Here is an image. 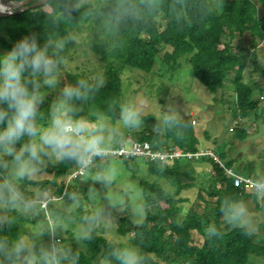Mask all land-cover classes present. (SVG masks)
<instances>
[{
	"label": "trees",
	"instance_id": "1",
	"mask_svg": "<svg viewBox=\"0 0 264 264\" xmlns=\"http://www.w3.org/2000/svg\"><path fill=\"white\" fill-rule=\"evenodd\" d=\"M258 1L96 0L83 3L68 15L65 11L68 0H48L37 8L2 17L8 32L6 36L0 34V51L10 49L17 40L33 33L41 46L49 39L67 38L59 54L58 89L56 93L47 92L40 112L49 111L47 106L57 100L64 85L75 84L81 79L90 82L103 79V86L87 99L72 103L76 106L78 117L88 120L108 118L112 123L120 117V99L124 88L122 74L125 70L149 73L157 63L161 64L157 72L159 76H166L169 69L178 67L179 58L186 54L194 77L210 91H220L226 83L232 82L235 96L233 115L239 119L234 122L236 124L231 132L244 140L247 137L244 121L249 117H264V105L254 96L257 90L259 94L264 91V80L258 81L252 76L258 71L264 77V65H257V48L261 42L264 43V0ZM73 31L93 32L87 49L99 57L97 68L85 62L70 70L65 68L63 61ZM237 36L239 43L234 44ZM166 46L172 47L173 51H167L161 59L159 52ZM78 67L85 72L76 70L73 73ZM40 118L38 116V123ZM159 118L152 113L143 114L141 127L132 129V139L149 143L153 152L179 151L181 155L172 160L165 159L167 161L154 156L127 157V165L131 166L133 158H141L147 165L146 176H138L143 193L144 218L140 222L129 219L127 227L121 230L129 235V243L108 238L103 233L105 228H98L97 223H92L89 238L81 239L85 249L71 248L76 257L75 264H118L112 252L126 247L139 251L142 264H260L264 258V234L259 236V242H255V234L247 227H230L222 208L232 202L242 205L246 198L251 197L255 204L253 208L245 206L246 212L263 209L264 192L249 190L244 179L252 178L257 182L264 181V178L251 176L249 171L241 168L234 169L233 160L225 156V148L220 151L215 147L201 146L195 132L197 122L193 117L181 116L179 126L166 130H157ZM117 135L114 134L112 140L119 142L124 139ZM202 148L215 152L217 157L197 154L193 161L205 170L202 171L204 179L197 190V199L192 201L181 195L194 185L185 180L194 179V176L185 172L186 159L183 158L186 155L183 154H195ZM94 161L100 168L108 163L101 162L99 158ZM73 165L74 162L65 161L43 167L53 173V178L25 179L19 183L20 191L31 200L35 199L32 189L35 187L42 190L49 188L54 194H59L56 195L59 199L55 201H60L61 195L64 199L71 193L79 195V185L76 186L78 191L73 188L63 194V186L59 183L60 177ZM228 168L232 169L231 174L227 172ZM134 170L137 173L138 167ZM236 178L241 181L236 183ZM165 181L169 182V186ZM78 201L80 206L70 213L61 210L55 202L52 211L87 223L90 210L84 211L82 200ZM188 202L192 205L185 206ZM8 212L10 222L0 226V241L11 243L25 238L29 222L35 227L39 225L37 219L47 222L43 211L33 220L19 210ZM212 225L217 229L216 236L205 233V229ZM47 229L42 236L36 237L40 247L49 238L51 240ZM37 257V263L41 264L39 255ZM0 263L9 264V261L0 255Z\"/></svg>",
	"mask_w": 264,
	"mask_h": 264
},
{
	"label": "rangeland",
	"instance_id": "2",
	"mask_svg": "<svg viewBox=\"0 0 264 264\" xmlns=\"http://www.w3.org/2000/svg\"><path fill=\"white\" fill-rule=\"evenodd\" d=\"M93 1L96 0H83V3ZM254 1L256 2V0ZM38 2H40V0H0V4L3 6V8L0 9L1 12H3V15H0V34L6 36L8 32L6 21L2 18L3 16L17 14L22 11L25 12L31 8H37L43 3L40 2L39 4ZM12 4L22 5L16 6L15 8L8 6ZM4 5L7 6L4 8ZM87 28L89 31L90 25H88ZM92 37L93 32L73 31L71 33L70 45L66 49V57L63 61L67 70L74 68L75 65L81 66L83 62L88 65L94 64L93 67H98V62H100L99 57L93 52L90 53L87 49L89 46L88 43ZM238 43L239 36L234 40V44ZM167 51L172 52V47L166 46L162 48L159 52L161 59H163ZM185 55L186 54L179 58L178 67L172 70L169 69L167 72L168 75L166 76H159L157 72L161 64L159 66L157 63L153 71L149 73L140 72L138 70H125L122 74L124 88L120 99L121 105L124 103L142 104L143 114L152 113L158 117H161L162 114L167 113L169 110L179 113L180 117H193L197 122L195 132L201 146L203 145L207 148L215 147L220 151L225 148V156L233 160L234 169L241 168L244 171H249L251 176H261L264 178V117H249L246 120L244 119L245 121L242 120L244 121L243 126L246 128L247 137L244 140L235 137L231 130L236 124H234V122L239 118L233 115L235 96L232 82L226 83L223 87L224 89L222 88L220 91H210L194 77L192 67ZM257 59V65H264V43L262 42L257 48ZM76 70H80L83 73L85 72L81 67H78L73 73H76ZM89 75H91V71ZM252 76L258 81L264 80V77H262L258 71L254 72ZM57 89L58 84L55 88H45L44 94L47 95V92L52 91L56 93ZM262 94H259L258 90L254 92V96L259 98L260 103L264 105V91ZM47 107L50 109V106ZM48 113L49 111L45 112V110L41 113L40 124L47 122ZM104 119L107 121L109 128L114 130L111 134L109 154L103 159L99 158L101 162L107 161V165L100 168L96 166L94 159L88 168H82L74 162L73 167L60 177L59 183L63 186V194L68 192L69 189L76 188V186L79 185V191L76 188L79 193L77 197L79 200H82L81 206L83 210H90L89 215L91 216L99 209L104 210V219L102 222L97 223V227L105 228L103 233L108 238L129 243V235L123 234L121 230L127 227L129 219H131L132 222H140L144 218L143 193L139 186L138 176L140 174L144 177L146 176L147 165L141 158L131 159V166L125 163L128 154H125L123 150L126 147L127 138L132 139V129L124 127L120 117L114 123L108 118ZM114 134L123 136L124 139L122 140L121 138L119 142H115L112 140ZM195 158L194 155L189 158H183L186 159V164L184 165L185 172H190L194 176V179L187 178L185 180L193 182L194 185L186 191H183L181 195L189 197L192 201L195 198L197 199V190L200 188V182L204 179L202 171L205 170L202 165L194 164L193 161ZM52 163L58 162L46 161L44 167H50ZM137 167L138 171L136 173L134 169ZM0 172H2V170H0ZM104 174H110L112 176L110 182H102L96 179L97 176ZM35 178L51 179L53 178V173L43 168V171ZM165 182L166 185L169 186V182ZM83 186H85V188ZM32 189L35 194V199L33 200L37 202V211L35 214L21 212L26 214L30 220H33L40 214V211H43L45 220H47L48 223L52 220L58 225H62L61 227H57L55 237L51 236V240L49 238L48 241L43 242L42 247L47 248L49 245L48 242L55 240L58 242L59 246L64 248L71 249L72 247H76L85 249L81 239H76L75 233L79 230L89 228V224L81 223L75 220V217L71 218L68 215H63L62 212L52 211L54 202L57 207L64 210L66 213H70L73 208L79 207V201L74 204V201L70 198L71 195L75 193H71L70 197L66 199L61 195L62 201H55L52 200L51 197L59 194H54V191L49 190V188L42 190L41 188L39 189V187H35ZM80 189L84 190L80 191ZM69 200H71V202H69ZM41 201H46V207L41 206ZM244 204H242L244 208L245 206H251L253 208L255 203L253 198L249 197L245 199ZM190 205H192L191 202L185 203V206ZM8 214V210L0 208V216H8ZM247 220L248 223L246 227L255 234V242H259V236L264 234V208L257 212L247 213ZM47 222L37 219L36 223L39 224L36 225L37 227H35L32 222H29L28 234L25 239H35L38 244V240L33 232H36L38 226H42L43 229L46 230L47 225L49 226ZM2 225L3 224H0V226ZM31 226L34 227L32 228ZM229 226L233 227L236 225L229 224ZM62 241H64V243ZM37 246V250H39L40 244ZM36 254L37 256L39 255L38 252ZM37 262L38 261H36V263ZM260 264H264V258L261 260Z\"/></svg>",
	"mask_w": 264,
	"mask_h": 264
},
{
	"label": "clouds",
	"instance_id": "3",
	"mask_svg": "<svg viewBox=\"0 0 264 264\" xmlns=\"http://www.w3.org/2000/svg\"><path fill=\"white\" fill-rule=\"evenodd\" d=\"M82 3L83 0H68L66 13L71 15ZM66 43L67 38L57 37L41 46L33 33L17 40L10 49L0 51V208L8 211L36 213L37 202L25 197L19 183L38 176L46 161L75 162L82 168H88L95 158L103 159L109 154L114 130L102 117L96 120L78 117L76 106L72 103L87 99L93 91L103 86V79L92 82L81 79L75 84L64 85L60 96L50 106L47 122L38 123V116H42L40 106L45 99L42 89L55 88L59 83V54ZM142 115V104L121 105L120 119L126 128L141 127ZM159 120L157 130L180 125V115L173 110L162 114ZM96 179L110 182L112 176L104 174ZM254 182V188H247L257 193L264 192V181ZM70 198L74 204L78 203L76 194ZM41 206L46 207L43 201ZM222 211L229 224L241 228L247 226V212L243 205L232 202L225 205ZM104 215V210L99 209L87 217L89 228L77 231L76 239L89 238L91 224L102 222ZM8 222L9 217L0 216V224ZM61 226L50 220L47 231L55 237L57 227ZM205 233L208 236L218 235L214 225L206 228ZM43 234V227L38 226L35 236L39 238ZM37 247L35 239L23 237L11 243L0 241V255L9 264H36ZM112 257L118 264H142L141 254L132 247L114 249ZM39 259L41 264H75L76 261L72 250L59 246L55 240L47 248H39Z\"/></svg>",
	"mask_w": 264,
	"mask_h": 264
},
{
	"label": "built area",
	"instance_id": "4",
	"mask_svg": "<svg viewBox=\"0 0 264 264\" xmlns=\"http://www.w3.org/2000/svg\"><path fill=\"white\" fill-rule=\"evenodd\" d=\"M129 141H130V138H127V143L128 144L126 145V147L123 150L125 154H128V157L129 156H142V155H144V156H149V157H151V156L159 157V158H161L163 160H165V159L172 160L175 157L181 155V153L179 151H173V152H171V151H164L162 153H160L159 151L153 152L150 149L149 143H147V142L141 143V142L135 141L134 143L130 144ZM197 154L198 153L192 154L190 152V153L183 154V156L184 155H186V156H193V155L198 156ZM227 172L229 174H231L232 173V170H227ZM244 180H245V183L247 184L246 185L247 187H253V185L255 183L253 180L248 179V178L247 179H244ZM240 181H241L240 178H236V180H235L236 183H238ZM51 198H52V200L59 199V197H54V196H52ZM45 203H46V201L44 202V204Z\"/></svg>",
	"mask_w": 264,
	"mask_h": 264
},
{
	"label": "bare ground",
	"instance_id": "5",
	"mask_svg": "<svg viewBox=\"0 0 264 264\" xmlns=\"http://www.w3.org/2000/svg\"><path fill=\"white\" fill-rule=\"evenodd\" d=\"M7 5H4V8L6 7ZM3 8V6L0 4V9ZM126 138V137H125ZM130 144L134 143L135 141L130 139ZM195 153V152H194ZM198 154H202L205 156V154H212L213 155V158L214 157H217V154H215V152H208L206 149H200L198 152ZM196 157V155H194ZM187 158L191 157V156H185Z\"/></svg>",
	"mask_w": 264,
	"mask_h": 264
},
{
	"label": "water",
	"instance_id": "6",
	"mask_svg": "<svg viewBox=\"0 0 264 264\" xmlns=\"http://www.w3.org/2000/svg\"><path fill=\"white\" fill-rule=\"evenodd\" d=\"M28 1H31V0H28ZM48 0H44V2L42 4H44L45 2H47ZM9 2V1H8ZM40 2H42V0H40ZM40 2H38L40 4ZM19 5H22V4H12V5H8V6H11V7H16V6H19ZM20 11V10H19ZM0 15H3V12H1L0 10Z\"/></svg>",
	"mask_w": 264,
	"mask_h": 264
}]
</instances>
